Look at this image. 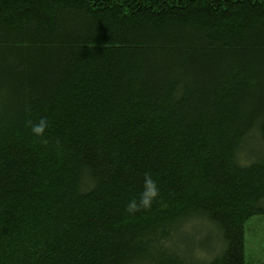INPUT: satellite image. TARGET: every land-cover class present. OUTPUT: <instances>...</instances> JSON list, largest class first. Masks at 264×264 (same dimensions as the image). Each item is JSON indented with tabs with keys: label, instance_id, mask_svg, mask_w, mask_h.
Masks as SVG:
<instances>
[{
	"label": "trees",
	"instance_id": "trees-1",
	"mask_svg": "<svg viewBox=\"0 0 264 264\" xmlns=\"http://www.w3.org/2000/svg\"><path fill=\"white\" fill-rule=\"evenodd\" d=\"M257 215L264 0H0V264H246Z\"/></svg>",
	"mask_w": 264,
	"mask_h": 264
},
{
	"label": "rangeland",
	"instance_id": "rangeland-1",
	"mask_svg": "<svg viewBox=\"0 0 264 264\" xmlns=\"http://www.w3.org/2000/svg\"><path fill=\"white\" fill-rule=\"evenodd\" d=\"M184 238H207L211 233L199 226L186 229ZM246 264H264V215L252 217L246 224Z\"/></svg>",
	"mask_w": 264,
	"mask_h": 264
},
{
	"label": "clouds",
	"instance_id": "clouds-1",
	"mask_svg": "<svg viewBox=\"0 0 264 264\" xmlns=\"http://www.w3.org/2000/svg\"><path fill=\"white\" fill-rule=\"evenodd\" d=\"M47 126H48L47 120L45 118H41L38 123L33 124L31 126V132L36 136H41L43 135ZM157 192L158 189L156 187L155 182L150 177H147L145 180V190L141 194V203L145 207L150 206L152 199L157 196ZM136 207L137 205L135 200L129 202L128 204L129 211H134Z\"/></svg>",
	"mask_w": 264,
	"mask_h": 264
}]
</instances>
